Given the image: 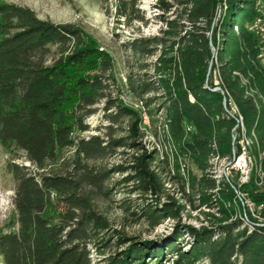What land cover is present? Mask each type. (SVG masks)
Returning a JSON list of instances; mask_svg holds the SVG:
<instances>
[{"label": "trees", "instance_id": "obj_1", "mask_svg": "<svg viewBox=\"0 0 264 264\" xmlns=\"http://www.w3.org/2000/svg\"><path fill=\"white\" fill-rule=\"evenodd\" d=\"M259 1L156 0L158 18L165 25L160 37L139 36L128 42L135 57L158 53L150 67L154 80L142 79L137 88L141 95L153 94L147 104L155 101L163 109L161 130L170 140V154H160L156 147L144 149L114 171L127 173L121 181L132 183L131 192L152 199V204L138 208L139 218L152 227L177 218L185 209L165 193L160 166L168 163L169 156L174 169L179 158H186L200 172L198 179L190 176V186L201 204L207 199L204 192L215 188V178L206 173L209 156L213 147L221 156L231 154V129L240 131L229 97L239 108L247 132L254 131L264 148V105L245 96L239 78V74L251 75L264 95L258 39L248 30ZM136 4L137 0H119L118 14L142 19ZM222 5L225 15L209 36V25ZM210 43L216 48V63ZM101 54L76 26L42 20L28 7L0 1V144L22 151L37 170L8 163L15 181L17 230L0 233V264H264V221L258 222L247 210L251 228L240 219L218 223L217 229L197 230L177 223L169 241L157 244L154 239L119 237L115 253L93 262L90 239L106 222L94 212L90 192L101 191L107 171L90 161L120 146L135 151L143 138L139 113L106 94L108 77L101 71L110 68V60ZM146 66L139 65L141 70ZM97 67L100 72L91 73ZM215 70L219 85H213ZM101 98H105L102 115L109 122L103 127L107 135L82 136L89 129L85 119L96 112L92 106ZM125 117L131 119L128 143L123 137H112L114 125ZM70 147L74 159L69 169L60 174L43 171ZM234 188L227 185L220 190L222 198L231 201ZM241 189L264 217V191L256 187L253 175ZM219 211L225 218L234 212L233 207L229 213L223 206ZM184 234L189 239H181Z\"/></svg>", "mask_w": 264, "mask_h": 264}, {"label": "rangeland", "instance_id": "obj_2", "mask_svg": "<svg viewBox=\"0 0 264 264\" xmlns=\"http://www.w3.org/2000/svg\"><path fill=\"white\" fill-rule=\"evenodd\" d=\"M0 1L28 7L42 20H49L54 23H70L79 28L86 39L92 41L97 51L110 60V68L101 71L105 77H108L106 78L109 85L106 90L108 97L135 109L142 119L140 130L143 133V138L139 140L140 144H138L135 151L129 146H120L106 157L90 161L99 169L107 171V179L104 181L101 191L91 190L90 192L94 212L106 222V227L99 230L98 234L90 239L89 247L94 263L100 262L103 257L118 250L116 240L119 237L136 240L154 239L158 244L170 240L173 227L177 223L179 227L189 225L197 230L203 227L217 229L218 223L228 224L235 219H240L243 225L251 228V224L247 222L246 210L251 212V215L258 222L264 221L260 209H255L256 206L251 201L248 192L238 186L236 175L228 169L227 164L233 154L240 149L238 141L241 140L243 149L247 148L246 150L250 154L248 155L251 160L253 182L260 191H264V182H261V179H264V166H262L264 148L261 147L254 131L251 134L247 132L245 124L244 133L248 141L245 142L246 144L242 142L241 133H237V129H231V154L221 156L218 148L213 147L206 173L208 177L215 178L216 186L214 189L204 192L207 199L203 204L200 202L201 199L197 198V193H192L191 190L190 176L194 175L198 179L201 174L195 169L190 160L179 158L177 170L174 169V163H172L170 156L168 163L161 164L160 169L163 170L160 171L159 169V171L165 182L166 195L178 199L183 203L185 209L179 213L177 218L165 219L155 227H152L146 220L140 219L138 215L139 205H150L152 199L131 192L132 183L121 181L127 173L114 171V168L118 165H128L131 155L136 154V152L140 154L144 149L150 150L152 147H156L160 154H170V140L166 135L164 136L161 130L163 109L159 108L158 103L155 101L147 104L145 100L153 94L141 95L137 88L139 81L142 79L146 82L154 80L151 76L150 67L158 53L152 56L135 57L128 45V42L134 37H160V29H164L165 25L158 18L161 11L154 6L156 0H137L138 15L142 16V19H128L120 16L118 14L119 0ZM224 15L225 6L222 5L217 9L215 17L209 25V31L207 32L209 36L216 32L217 26ZM210 49L213 54V62L216 63V48L212 43H210ZM51 51L55 55L54 47ZM140 64L147 65L146 69L141 70ZM100 69L99 67L91 69V73L100 72ZM215 72L217 70L213 72V85H219V77ZM239 78L241 87H244L245 96L254 97L256 105H264V95L252 83L251 75L239 74ZM104 103L105 98H101L92 106L96 109V112L85 119L89 129L81 133L82 136L107 135L103 128L109 123L102 115ZM130 122V118H122L119 123L114 125L112 137L126 139ZM125 141L129 142L128 139ZM73 159L74 148L63 149L54 161L47 163L43 171L47 173H64L71 167ZM11 161L27 166L31 172H37L33 165L26 160L22 151L6 149L0 144V233L15 232L17 230V215L13 205L15 181L7 167ZM175 173L178 177L174 176ZM226 184L235 185V194L231 201L222 198V191L220 190H226ZM163 199L167 200V197H163ZM246 200L251 201L249 206L246 204ZM238 204H241L243 208L240 209ZM221 206L228 209V212L233 207L234 212H229V217L225 218L226 216L219 211ZM181 239L187 240L189 238L184 234Z\"/></svg>", "mask_w": 264, "mask_h": 264}, {"label": "built area", "instance_id": "obj_3", "mask_svg": "<svg viewBox=\"0 0 264 264\" xmlns=\"http://www.w3.org/2000/svg\"><path fill=\"white\" fill-rule=\"evenodd\" d=\"M248 29H251V32L257 37L258 39L257 57L259 61H264V3H262V6L258 10L257 18H255L248 25ZM232 117H233V114H232ZM234 140H235V137L233 134V141ZM238 143H239L240 149L236 153H234L233 156L231 157L228 169H230L231 172L235 173L236 178H237L236 182H242V186H244L245 184H247L246 182V156H245V151H243L241 141H238ZM261 182H264V179H261ZM246 204L249 206L251 204V201L246 200Z\"/></svg>", "mask_w": 264, "mask_h": 264}, {"label": "bare ground", "instance_id": "obj_4", "mask_svg": "<svg viewBox=\"0 0 264 264\" xmlns=\"http://www.w3.org/2000/svg\"><path fill=\"white\" fill-rule=\"evenodd\" d=\"M262 3H264V0H261V1H259V3H258V5H257V13H258V10L260 9V7L262 6ZM256 18H257V16H256ZM249 31H251V29H248ZM257 59H258V57H257ZM258 61H259V59H258ZM260 62V65L261 66H264V61H259ZM215 74H217L216 72H215ZM218 76V75H217ZM218 78V77H217ZM228 101H229V103L231 104V111H232V113L233 114H235L236 116H237V118H238V127H239V129L241 130V131H239L240 133H241V135H240V137L242 136V142L243 143H245V142H248L247 141V139H246V137L247 136H245V133H244V124H243V118H242V116H241V114H240V112L238 111V108H237V106L234 104V102L232 101V98L231 97H229L228 98ZM239 137V136H238ZM239 137V138H240ZM241 141V140H240ZM246 144V143H245ZM246 147V146H245ZM247 149V148H246ZM246 149H243V151H245V156H246V182L248 183L249 182V179H250V174H251V160H250V157H249V153L247 152V150ZM249 154V155H248ZM229 162H230V160L228 161V166H229ZM226 165V164H225ZM261 175V174H260ZM238 183V186L239 187H242V182H237ZM237 183H236V186H237ZM260 208V207H259Z\"/></svg>", "mask_w": 264, "mask_h": 264}, {"label": "water", "instance_id": "obj_5", "mask_svg": "<svg viewBox=\"0 0 264 264\" xmlns=\"http://www.w3.org/2000/svg\"><path fill=\"white\" fill-rule=\"evenodd\" d=\"M212 65V62L210 63V66ZM210 66H209V68H210Z\"/></svg>", "mask_w": 264, "mask_h": 264}]
</instances>
